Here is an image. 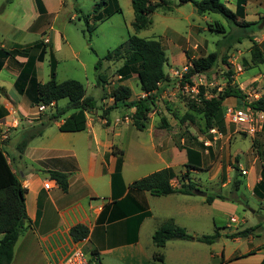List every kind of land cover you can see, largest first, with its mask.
Masks as SVG:
<instances>
[{
  "label": "crops",
  "instance_id": "obj_1",
  "mask_svg": "<svg viewBox=\"0 0 264 264\" xmlns=\"http://www.w3.org/2000/svg\"><path fill=\"white\" fill-rule=\"evenodd\" d=\"M150 1L160 2V0ZM40 2L45 11L43 14L38 12L35 0H11L7 5L4 4L5 0H0V48L11 50L15 46L26 47L42 42L45 45V54L41 61H36L34 64L36 80L42 83L38 78V73L45 58L48 57L49 66L50 55H52L57 65L54 56L56 48L48 33L55 31L53 23L66 5V0H40ZM98 2L92 6L91 11L86 13L71 3L69 8L73 9V14L70 15L69 20L78 19L75 9L83 14L91 13ZM117 4L121 12L116 15L123 17L124 6L128 15V20L124 21V27L132 29L134 13L130 0H117ZM185 4L179 5V2L174 4L172 11H179ZM259 10L264 11V0H246L242 21L257 22L258 19L264 18ZM194 15L198 14L193 7L190 8L188 17H194ZM201 17L204 19V16ZM199 31V27L190 29L191 33ZM185 51L177 53L168 49L170 58L165 54L167 62L164 72L170 84L160 85V94L164 91L169 92L172 89V80L177 81L171 76L170 71L179 70L187 63ZM26 60L27 58L23 56H15L14 59L7 58L0 70V75L5 73L8 78L6 83L0 82L2 90L0 91V146L8 156L7 161L12 172L16 174L20 185L25 189L24 207L28 219L14 245L10 264H59L76 245L83 248L89 259L92 260L95 257L98 264H170V262L173 264L174 260H180L179 264H264V241L256 243L253 240L255 232L259 230L257 228L260 227L257 218L255 219L248 211L242 217L236 216L240 208L248 207L245 195L264 203V193L261 190L263 198L253 193L254 187L261 180L260 173L264 156L262 157L260 150H255L252 145L251 160L247 167L239 165L237 155L232 156L236 162L234 166L237 167L234 177L242 182L235 193L239 199L237 201L214 199L211 204L205 201L209 193L199 187L200 181L192 180L190 177L192 173L206 171H189L188 178L197 186V191L193 195L172 194L155 197L147 192H136L129 189L133 181L165 168L173 171L175 176L171 185L177 188L180 184L179 174L186 171L187 162L185 150L178 149L176 146L174 132H170L171 127L169 125L162 127V122L161 127L156 122V125H151V120L148 119V127L146 125L143 130L148 129L149 131L150 147L143 146L140 149L147 152L152 151L156 156L154 161L157 160L155 162L160 167L138 177L127 179L124 173L126 151L114 142V138L120 134L118 129L120 125L133 127L131 119L130 121L122 120L123 116L130 118L133 109L114 108L103 117L96 107L86 115V127L80 132L59 131L63 119L69 116L65 112L60 120L47 126L41 136L31 140L23 153L19 155L16 145L21 136L37 124L38 120H46L48 117L46 113L55 110L53 104L48 107L31 106L25 96L15 91L14 82L19 74V66ZM250 69H256L257 73L250 76L244 83H237V77L244 72L240 69L233 84L246 96L248 101L264 99V74L260 73L263 70L262 65L256 67L250 65L245 71ZM134 76L136 75L122 84L130 88L125 82L130 81ZM136 86L139 88L138 80ZM130 90L132 93L131 88ZM138 93V98L145 95L141 91ZM158 96L156 107L149 115H157ZM109 100L112 99L109 98ZM229 100L238 104L242 102H237L235 98ZM228 104V99H226L221 107H227ZM115 109H121L119 115L113 114L118 111ZM237 109L236 111L245 115L243 120L238 121L248 123L254 111H250L249 108L242 110L241 106ZM259 115L264 120L263 115L261 113ZM116 120L119 122L115 123ZM231 121H234L232 116ZM225 128V135H221L222 138L229 140L230 134L227 132V126ZM253 151L256 152V156H253ZM120 152L121 155H119ZM118 157L122 159L121 180L112 185L111 177L115 172ZM232 170V165L226 167L224 178L221 179L222 189L230 183ZM50 171L67 175L66 192H62L56 182L50 178L48 173ZM242 171L245 173L241 174ZM47 183L48 189H45L44 185ZM199 191L205 192L206 196L198 195ZM127 198L129 199L126 200ZM139 216L145 217L138 220ZM166 220H172L175 225L183 228L193 238L206 234L211 235L216 230L220 237L209 245L194 240H172L166 242L158 250L151 237L153 232ZM224 223L225 227H217V224L224 226ZM231 224L234 225L231 226ZM75 226H83L87 229V236L84 239L72 240L70 230ZM210 228L213 231L207 233V229ZM246 230L249 231L243 236L228 238L232 234ZM1 238L0 234V240ZM227 239L231 242H227ZM242 240L244 242H241ZM158 256L162 257V261L155 258Z\"/></svg>",
  "mask_w": 264,
  "mask_h": 264
},
{
  "label": "trees",
  "instance_id": "obj_2",
  "mask_svg": "<svg viewBox=\"0 0 264 264\" xmlns=\"http://www.w3.org/2000/svg\"><path fill=\"white\" fill-rule=\"evenodd\" d=\"M11 0H5L4 4H8ZM246 0H236L235 11L232 12L219 0H179V5L190 3L199 16L216 14L221 16L227 22L241 29H247L257 26L258 22L242 21L244 17V5ZM36 7L40 14H43L44 8L40 0H35ZM131 7L134 13V21L132 29L134 34L129 35L126 41L119 44L116 48L107 51L102 59L97 62L96 70L101 63L112 62L120 63V66L115 71V76L118 78V84L109 94V98L113 101V106L103 111L105 117L114 108L133 109L130 116L132 126L142 131L148 123V115L156 107V98L160 94L159 87L162 84L169 83L168 76L164 72V66L167 59L164 49L157 40L139 38L137 34L148 29L151 24V15L159 8L170 10V2L160 0L158 3H152L150 0H130ZM78 14V19L83 22L84 29L82 34L90 35L98 23H102L106 19L121 12L117 0H100L93 8L91 13L83 14L80 10L75 9ZM241 19L238 22L237 19ZM210 32L224 34V26L215 22L212 26H208ZM251 30L250 32H252ZM242 35L247 34H240ZM251 42L250 49V64L253 67L264 65V52L260 46ZM237 43H240L241 38H237ZM264 42V39H263ZM45 54V45L42 42H36L30 46L20 47L15 46L11 50L0 48V70L5 59H14L15 56L26 57L25 63L19 66V74L14 82V89L19 95H23L29 101L31 106L48 107L53 104L55 110L46 120H38L39 122L33 125L28 132L21 136L16 145V151L21 155L28 143L41 136L44 129L51 123L61 119L66 111L71 113L59 126L60 132H80L86 127V115L96 109V101L93 97L86 95L84 86L76 80H66L57 82L55 80V65L56 62L52 55L49 60V80L45 83H39L36 80L34 64L36 61H41ZM226 54L219 57L216 52L200 56L198 58H188L190 68L184 75L182 80H178L179 84L186 81L191 83V77L204 76L211 72L217 61L229 67ZM133 75L137 76L138 86L145 95L135 100H130L131 90L124 86L122 82L130 79ZM96 86L104 88L107 85V78L104 74H97ZM231 82V81H230ZM224 88L223 92L217 96H212L205 99L203 97V88L200 87V92L194 101L189 103L188 111L179 119L178 123L186 121H194L196 116H200L204 121V131L209 134V130L214 129L217 122V117L221 116L223 108L222 102L228 98H235L238 101H245L244 104L252 111L259 112L264 117V99L259 98L253 101H247L246 96L237 88L235 84H230ZM0 91H2L0 89ZM104 99V98H103ZM61 100H66V105L63 108L57 107V103ZM163 127H167L162 120ZM218 131V130H217ZM261 131L264 132V123ZM220 132V131H218ZM178 149L180 148L176 145ZM200 149L186 148L185 153L187 162L185 165L186 171L180 176L179 187L174 188L171 181L174 178V173L170 169H162L151 173L148 176L137 179L129 185V189L136 192H147L155 197H163L172 194L193 195L197 191L196 184L188 178L189 171H206L202 165V152L210 151L208 146L199 144ZM122 153L120 152L119 155ZM8 156L5 150L0 146V264H10L14 245L23 231L28 219L24 207L25 189L20 185L16 174L12 172V168L7 161ZM122 159L118 157L115 172L111 177L112 185L120 181V168ZM233 170L237 171V167L233 166ZM50 178L53 179L62 192H66L68 188V177L60 172H48ZM261 180L254 187L253 193L257 197L263 198L264 193V159L261 165ZM224 178V177H223ZM222 178V179H223ZM241 180L234 177L231 180V192L236 193L240 187ZM127 198L126 200H128ZM214 199L227 200L223 194H207L206 203L211 204ZM132 211V210H131ZM145 216H139L141 220ZM249 230L238 232L228 236L235 238L243 236ZM70 235L73 241H80L87 236V229L83 226H75L71 228ZM220 234L216 230L211 235L193 238L186 231L175 225L172 220H166L153 232L152 242L162 248L166 242L172 240L182 241H197L203 244H212ZM162 261V257H155Z\"/></svg>",
  "mask_w": 264,
  "mask_h": 264
},
{
  "label": "rangeland",
  "instance_id": "obj_3",
  "mask_svg": "<svg viewBox=\"0 0 264 264\" xmlns=\"http://www.w3.org/2000/svg\"><path fill=\"white\" fill-rule=\"evenodd\" d=\"M167 1L170 2L171 9H158L151 15V26L148 29L141 31L137 36L143 39L159 41L162 46H165L163 49L168 58H170L168 49L176 51L177 53L186 50L185 61L187 63H189L187 57L189 59L198 58L200 56H206L212 52H216L219 57L226 54V56H228L227 62L229 67L218 60L207 77H191V85L186 81L179 84L178 80H172V89L166 93L164 91L158 96L157 115H148L149 120H151L150 124L156 125V123H158L161 127V122L164 119V124L166 126L169 125L172 129L170 132H174L176 145L184 150L186 148L198 150L200 149L199 144H202L204 147L208 146L210 151L207 150V152H202V165L206 172L192 173L190 175L191 179L199 180L201 182H199V187L209 194L224 193L223 195L227 200L237 201L239 198L235 193L231 192V181L226 188L222 189L223 182L221 179L224 177L226 167L231 165L233 167L234 164H236L232 158L234 155L238 156L237 160L239 165L242 167L248 166L251 160L250 150L253 148L252 145H254L255 150H260L262 157L264 156V133L260 131L264 120L259 117L260 113L255 111L252 112L248 123H242L236 119L231 121L230 116L232 114L228 115L227 110H238V106L243 107L242 110H244L247 107L244 104L245 101L239 102L238 104L235 101H230V98H228L229 104L227 107L223 108L221 116L216 118L215 121L217 123L214 125L215 129L220 131L223 135H225V127L227 126V132L230 134L229 140L225 139V137L213 140V135L203 132L204 121L200 116H196L192 122L186 121L180 124L178 121L188 111L189 103L194 101V98L198 96L200 87L204 90L203 97L207 99L223 92L224 88L228 85V82L231 81L230 84H232L240 69L244 72L237 77V83H244L250 76L257 73L256 69L245 71L246 67L251 65V42L247 36H249L253 42L258 44L262 52H264V18L262 17L261 19H258L259 24L253 27L255 29H241L233 26L216 14L203 15L204 19L199 15L188 17L190 8H193L190 3L182 5L179 11H172L174 4H177L179 0ZM219 1L229 10L234 12L235 0ZM96 2H98V0H66V5L60 12L58 19L53 23L55 31L51 34L49 32L48 36L53 39L56 48L54 51V56L57 60L56 81L62 82L66 80H76L80 82L84 86L86 95L94 98L97 110L103 114L104 110L112 107V100H109V94L118 84V78L115 76V71L120 66V63L103 61L101 66L96 70L97 62L104 57L107 51L116 48L119 44L126 41L129 35H133V31L132 29H126L124 27V21L128 20V15L126 8L123 6V17L115 15L108 21L102 24H97L95 27L96 29L93 30L90 35H83V22L77 18H73L71 21L69 20L70 15L73 14V9L69 8V6L71 3L77 5L83 13H86L91 11L92 6ZM259 13L264 15V11L262 10H259ZM214 22H219L224 26V34L208 31V24L213 25ZM238 22H241V20H238ZM192 27H199L200 31L197 33H191L190 29H192ZM251 30L253 31L250 32ZM240 34L247 35H242L240 37ZM237 38H241V43H237ZM262 69L263 70L260 73L264 74V65H262ZM170 72L172 74V71ZM98 73L104 74L107 78V85H105L104 88L96 86V76ZM171 76L175 78L174 75ZM38 78L42 83L49 80L48 57H46L43 64L40 65ZM7 79L5 73L0 75V82L6 83ZM125 83H127L132 89L130 99H137L140 89L136 86V76ZM185 84L194 86L196 92L186 93V91L183 90ZM248 90L251 91V89ZM65 105L66 100L58 102L59 108H63ZM115 110L118 111L113 114L119 115V110L121 109ZM52 113L53 111H50V113L46 114L49 116ZM66 113L70 114L71 111L68 110ZM123 119L124 116L122 120ZM127 120L130 121V118L128 117ZM250 127L253 128V132L249 131ZM118 129L120 134L114 138V142L126 151L127 156L125 158L124 173L127 179L138 177L143 173L160 167L159 164L155 162L157 160L154 161L156 156L152 151L147 152L140 149L143 146L150 147L148 142V129L138 131L125 124L120 125ZM162 133L164 132L162 131ZM204 152H206V154H204ZM255 153L253 151V156H256ZM234 175L235 171L232 170V179ZM245 197L248 207L246 209L240 208L238 215L236 216L242 217L248 211L253 217H255V219L257 218L256 220L260 227L257 228L259 230L257 233L255 232L253 240L256 243H261V241H264V203L258 201L254 197H247V195H245ZM222 225L217 224V227H225V223L224 226ZM233 225L234 224H231V226ZM231 230L234 231V228L231 227ZM212 231L213 229L211 228L207 229V233H211ZM228 241L231 242L230 239H227V242ZM241 242L244 241L242 240ZM158 250L160 249L158 248ZM174 261L173 264H179L180 262V260ZM170 264L172 263L170 262Z\"/></svg>",
  "mask_w": 264,
  "mask_h": 264
},
{
  "label": "built area",
  "instance_id": "obj_4",
  "mask_svg": "<svg viewBox=\"0 0 264 264\" xmlns=\"http://www.w3.org/2000/svg\"><path fill=\"white\" fill-rule=\"evenodd\" d=\"M189 68H190V64L187 63L184 66H182L180 70L172 71V75H174L177 80H182L184 75L188 72ZM183 90H185L186 93L196 92L195 87L189 86L188 84H185L183 86ZM227 113L228 115L232 114L231 116L236 120H243L245 118V115L242 112L236 110L235 111L227 110ZM123 121H127V118H124ZM117 122H119V120L115 121V123ZM249 131L253 132V128L250 127ZM209 134L213 135V140H218L222 138L221 133H219L215 128L209 130ZM244 173L245 172L243 171L241 172V174ZM44 188L48 189V183L44 185ZM231 222H233V219H231ZM59 264H98V261L95 257L92 260L89 259L86 253L84 252L83 248L80 245L79 246L76 245L71 249L68 255Z\"/></svg>",
  "mask_w": 264,
  "mask_h": 264
},
{
  "label": "water",
  "instance_id": "obj_5",
  "mask_svg": "<svg viewBox=\"0 0 264 264\" xmlns=\"http://www.w3.org/2000/svg\"><path fill=\"white\" fill-rule=\"evenodd\" d=\"M198 193V195H200V196H206V193L205 192H197Z\"/></svg>",
  "mask_w": 264,
  "mask_h": 264
}]
</instances>
